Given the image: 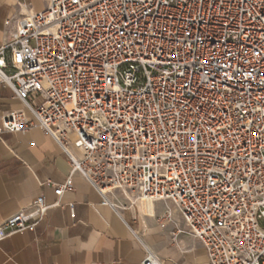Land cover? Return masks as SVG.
I'll return each instance as SVG.
<instances>
[{"label": "built area", "instance_id": "2783aa9c", "mask_svg": "<svg viewBox=\"0 0 264 264\" xmlns=\"http://www.w3.org/2000/svg\"><path fill=\"white\" fill-rule=\"evenodd\" d=\"M0 86L22 105L0 135L38 126L66 154L57 197L77 172L172 204L208 264H264V0H45L0 46ZM52 206L38 195L0 240Z\"/></svg>", "mask_w": 264, "mask_h": 264}, {"label": "crops", "instance_id": "0c3cea01", "mask_svg": "<svg viewBox=\"0 0 264 264\" xmlns=\"http://www.w3.org/2000/svg\"><path fill=\"white\" fill-rule=\"evenodd\" d=\"M44 6L45 0H0V46L9 40L15 19ZM21 108L12 91L0 86V120ZM68 149L80 154L74 143ZM70 168L59 143L38 126L0 135V222L38 195L61 203L48 208L36 226L0 240V264H141L147 251L163 264H208L168 202L142 199L129 205L119 190L100 193L77 172L73 190L57 197L54 185L65 181Z\"/></svg>", "mask_w": 264, "mask_h": 264}, {"label": "bare ground", "instance_id": "6f19581e", "mask_svg": "<svg viewBox=\"0 0 264 264\" xmlns=\"http://www.w3.org/2000/svg\"><path fill=\"white\" fill-rule=\"evenodd\" d=\"M142 199H148V198H144V197L139 198V199L136 201V203H137L139 200H142ZM149 200H151V199H149ZM151 201H152V200H151Z\"/></svg>", "mask_w": 264, "mask_h": 264}, {"label": "rangeland", "instance_id": "374dc122", "mask_svg": "<svg viewBox=\"0 0 264 264\" xmlns=\"http://www.w3.org/2000/svg\"><path fill=\"white\" fill-rule=\"evenodd\" d=\"M170 207H173V205L172 204H168Z\"/></svg>", "mask_w": 264, "mask_h": 264}]
</instances>
